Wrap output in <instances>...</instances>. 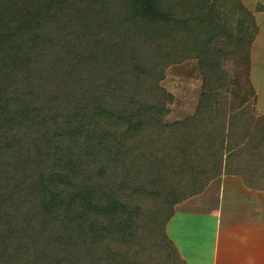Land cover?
<instances>
[{"label": "trees", "instance_id": "trees-1", "mask_svg": "<svg viewBox=\"0 0 264 264\" xmlns=\"http://www.w3.org/2000/svg\"><path fill=\"white\" fill-rule=\"evenodd\" d=\"M216 3L0 0V264H185L177 205L221 175L264 192L255 93L252 110L239 87L231 113L219 102L223 63L249 70L253 15ZM186 56L209 70L195 113L169 123L158 81Z\"/></svg>", "mask_w": 264, "mask_h": 264}, {"label": "crops", "instance_id": "crops-1", "mask_svg": "<svg viewBox=\"0 0 264 264\" xmlns=\"http://www.w3.org/2000/svg\"><path fill=\"white\" fill-rule=\"evenodd\" d=\"M258 14L253 48L262 50L252 48L248 80L264 128V10ZM166 233L187 264H264V192L245 187L237 176L221 175L176 206Z\"/></svg>", "mask_w": 264, "mask_h": 264}, {"label": "rangeland", "instance_id": "rangeland-1", "mask_svg": "<svg viewBox=\"0 0 264 264\" xmlns=\"http://www.w3.org/2000/svg\"><path fill=\"white\" fill-rule=\"evenodd\" d=\"M218 1H221V5L218 4L219 2L216 3L217 8L218 9L220 8L223 12H227L232 17L237 16L238 14L237 13L238 11L237 12L233 11L235 5H237L238 3L240 4L243 3L241 2L242 0H218ZM243 1L247 4L249 8L254 9L257 12V14L254 15L253 13L254 11L253 10L251 11L253 15V23L255 25L253 28H255L257 32V29L259 28H257L256 26L257 22H255V20L260 16L258 12L264 10V5L260 3H256L252 0H243ZM184 27H188V23H185ZM191 27L192 26L189 25V28ZM182 29L184 28L182 27ZM250 32L251 31H246V30L243 31V36H245V40L248 39L247 37H250ZM256 32L254 33V37L256 35ZM211 35H214L215 39H213V41L215 42V44H217L215 48L218 50L219 47L221 46L220 44L227 41L226 39H224L222 33L216 32ZM253 46H254V40H251L248 45L249 51H247L246 53V56L248 54V59L251 56ZM260 49L262 50V48H253V50H255V53H259L261 51ZM211 53L213 52L211 51ZM223 66L224 69L226 70L228 69L229 71L231 70L233 86L231 88H228L229 90L228 89L221 91L219 90L220 95L223 94L224 97L222 99L221 98L219 99L220 106L226 112V115H228L229 113L232 112L231 109L236 107L240 103L241 92L246 89L247 91L250 92V96L248 98L249 100L248 102H246L247 104H243L241 107H245V105H247V108H250L252 110L254 98L252 100V96H251L252 90L250 88L251 82L249 83L250 79L248 78L247 75L248 70L239 65H237V68L233 70L235 65L231 61L224 62ZM208 70L209 68L207 69V65H205V62H203L202 56L201 57L186 56L170 64L165 69V73L158 81V85L161 88H163L172 98V103L167 106V113L164 117L165 121L169 123L174 121H181L184 120L186 117H189L195 113L200 101L199 100L200 93L204 85L203 84L204 75H205L204 73L207 72ZM237 87L240 88L241 91L240 94L237 92L238 90ZM241 107L238 109L240 110ZM175 208H174V212H175ZM183 261L185 262L184 259ZM185 264L187 263L185 262Z\"/></svg>", "mask_w": 264, "mask_h": 264}]
</instances>
